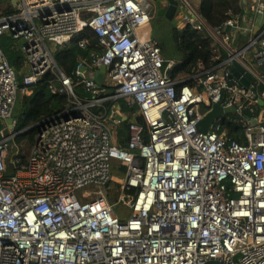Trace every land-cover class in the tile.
<instances>
[{"label": "built area", "instance_id": "2783aa9c", "mask_svg": "<svg viewBox=\"0 0 264 264\" xmlns=\"http://www.w3.org/2000/svg\"><path fill=\"white\" fill-rule=\"evenodd\" d=\"M176 1L174 26L212 40V65L199 63L186 79L170 75L176 63L154 37L148 0H17L13 13L0 3V38L10 37L25 58L20 82L0 46V264H264V25L256 29L264 0H234L252 15L230 9L232 18L214 29L200 8ZM86 27L103 55L95 71L82 61L74 80L55 54ZM237 37L243 43L232 48ZM235 62L251 76L248 87L232 78ZM47 74L51 93L69 104L38 124L22 164L20 149L9 159L28 131H17L15 107ZM121 104L144 118L148 141L131 120L127 147L115 143L129 118ZM214 105L228 113L199 132ZM224 118L242 127L244 143L228 134ZM116 161L126 167L116 202L131 211L127 220L103 194Z\"/></svg>", "mask_w": 264, "mask_h": 264}, {"label": "trees", "instance_id": "16d2710c", "mask_svg": "<svg viewBox=\"0 0 264 264\" xmlns=\"http://www.w3.org/2000/svg\"><path fill=\"white\" fill-rule=\"evenodd\" d=\"M208 0H202V13L204 16L212 19L214 14L219 18V23L215 26L222 25L232 16H228L227 13L230 9L233 11L235 17L240 16L242 18H248L252 15L250 11H246L244 8L237 7L234 0H223L222 3L225 6L223 12L218 11V8H222L221 4L215 6V4H209L206 8V2ZM214 7V8H213ZM214 9V13H213ZM9 13V12H7ZM89 18L88 15H84V19ZM155 22L166 23V20H154ZM169 23V22H168ZM169 26L166 28L165 35L159 36L160 31L153 32L154 37L157 38L161 45L163 56L166 60H174L176 65L170 71V75L173 79L183 77L186 74L191 76L193 69L197 67L199 63H203L206 66L212 65L213 51L211 47V38L206 35L197 33L191 27H188L182 31H179L175 26ZM169 31V32H168ZM83 41H87L88 44L82 47L80 44ZM0 46L7 55V58L11 65H13L18 73L19 81L22 82V76L20 72L23 71L25 66V58L22 52L16 50L12 44V39L8 36L0 38ZM103 55L102 49L99 47V40L92 28L86 27L78 35H76L69 44L58 48L55 54V60L66 76L76 80V70L78 65L85 61L89 66V71H95L97 68L93 67L94 61ZM224 55H226L224 53ZM54 82V75L47 74L39 83L33 88L30 94L19 96L18 107L15 108L14 118L16 120V129L18 132L28 129L24 134L19 135L16 138L15 144L18 146L23 143L34 144L36 137L39 133V127L29 129L33 126H37L42 121L52 118L61 112H63L68 104L69 98L65 94L53 95L51 93V85ZM187 85H193V82H188ZM75 92L79 96L86 97V93L81 86L75 88ZM121 111L129 118L127 121L121 123L117 127V145L122 148H126L129 142V125L131 120H135L138 124L144 126V139L149 140V129L146 125L144 118L136 116V108L127 109V107L121 104ZM223 126L234 139L241 143H244L243 130L241 126H237L234 122L223 119ZM4 128L0 122V132ZM1 140V134H0ZM20 162L26 163V156L20 155ZM8 172L13 170L11 163H7ZM124 167V166H123ZM126 171V167H124ZM120 187V185L118 186Z\"/></svg>", "mask_w": 264, "mask_h": 264}, {"label": "rangeland", "instance_id": "374dc122", "mask_svg": "<svg viewBox=\"0 0 264 264\" xmlns=\"http://www.w3.org/2000/svg\"><path fill=\"white\" fill-rule=\"evenodd\" d=\"M189 1H190V4L192 6L200 8L202 10V2H200L198 0H189ZM222 1L223 0H208L205 5L207 8L209 6V4H215V6H217L218 4H221L222 8H218V11L223 12L225 10V8H224L225 6L223 5ZM1 6L4 8H7L8 9L7 12H9V13L14 12V8L12 7L11 0H4L3 2H1ZM180 7H182V4L180 5ZM213 13H214V9H213ZM205 18L207 20L209 27L212 29H214L215 26L219 23V18L215 14H214V17L212 19H209L207 16ZM155 19L160 20V21L161 20L164 21L163 18H159V17H156ZM154 24L155 23L153 22L152 26H154ZM163 25H164V28L162 29V31H163V35H165L164 32L166 31V28L168 27V25H170L169 29H168L170 31L171 27L174 26V22L173 23L166 22ZM155 30H156V28L154 26V31ZM230 46L232 47V42L230 43ZM188 75L189 74H186L182 78L186 79L188 77ZM17 107H18V102H17V105L15 108H17ZM115 143L117 144V133H116ZM17 146L12 147V149L10 151L9 159L14 156L15 151L17 149H20V150H22V153L26 156V161H27L29 154H30L31 145L27 144V143H23L22 146L21 145L19 147H17ZM123 165L124 164L121 162H118V161L114 162V164H113L114 181L112 182V184L108 188L105 189V191L103 190V194L106 195L108 200L114 205V210H115L116 215L122 220H127L131 216V211H129L128 207H126L124 204H120V203L117 204V202H116L118 192H119L118 186H119L120 182L126 178V171H124ZM96 190H97L96 187H89V188L85 189L84 192H90V193H92L91 196L94 197V192Z\"/></svg>", "mask_w": 264, "mask_h": 264}, {"label": "water", "instance_id": "95a60500", "mask_svg": "<svg viewBox=\"0 0 264 264\" xmlns=\"http://www.w3.org/2000/svg\"><path fill=\"white\" fill-rule=\"evenodd\" d=\"M3 1L4 0H0V3ZM148 1L152 2L155 5L157 17L163 18L169 23H172L174 21L177 10H178V6H179V3L176 0H148ZM161 1L168 2V8H162ZM11 2H12L13 7L16 8L17 3H18L17 0H11ZM263 25H264V18L263 19H261V17L258 18L256 29H258L260 26H263ZM226 32L227 33L234 32V30L230 29V27H227ZM238 38L239 37H237V39ZM18 45L20 47H25L26 43L25 41H20ZM86 70H87V67H84V69L80 71H86ZM232 73H233L232 74L233 79L240 81V83L246 87L249 86V81L251 79V76L249 74H246L243 67H241L237 62L233 64ZM105 74H106V67H101L99 73L96 75V83L99 86H103ZM243 74H245V77H242ZM57 88H61V84H57ZM260 104L263 105V102H260ZM226 113H228L227 110L225 111L220 106L214 105L212 110L204 117L203 120H201L200 124L198 125V131L201 133H206L211 127V125H213V123L216 120H218L221 116L226 115ZM126 120L127 119H124L123 121L125 122ZM8 124H9V127L12 128L14 124V119H9ZM253 124H255V122H253ZM37 126H33L29 129H33ZM8 132H9V129H5L4 135L6 136Z\"/></svg>", "mask_w": 264, "mask_h": 264}, {"label": "crops", "instance_id": "0c3cea01", "mask_svg": "<svg viewBox=\"0 0 264 264\" xmlns=\"http://www.w3.org/2000/svg\"><path fill=\"white\" fill-rule=\"evenodd\" d=\"M164 6H166V4H164ZM152 26V25H151ZM154 26H157V28H158V31H160V33H159V36H161V35H163V31H162V29L164 28V25H163V23H161V22H155V24H154ZM154 26H152L153 28H152V30H153V32H154ZM165 33V32H164ZM244 40V39H243ZM242 42V41H241ZM241 42H239V40L237 39V40H234L233 42H232V48H236V47H240L241 46V44L243 43H241ZM179 78H182V77H179Z\"/></svg>", "mask_w": 264, "mask_h": 264}, {"label": "clouds", "instance_id": "9594fccd", "mask_svg": "<svg viewBox=\"0 0 264 264\" xmlns=\"http://www.w3.org/2000/svg\"><path fill=\"white\" fill-rule=\"evenodd\" d=\"M161 2H163V1H161ZM162 8H163V7H162ZM153 22H154V21H153ZM173 22H174V21H173ZM173 22H172V23H173ZM188 77H189V76H188ZM177 79H178V78H177Z\"/></svg>", "mask_w": 264, "mask_h": 264}]
</instances>
